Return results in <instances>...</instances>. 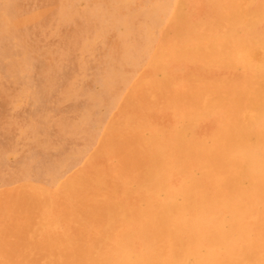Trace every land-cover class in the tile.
<instances>
[{"label": "rangeland", "instance_id": "obj_1", "mask_svg": "<svg viewBox=\"0 0 264 264\" xmlns=\"http://www.w3.org/2000/svg\"><path fill=\"white\" fill-rule=\"evenodd\" d=\"M263 10L264 0H0V264L259 256L264 206L246 218L249 237L210 242L213 220L234 211L216 203L223 174L206 156L231 125V104L213 98L255 75L236 41L264 40Z\"/></svg>", "mask_w": 264, "mask_h": 264}, {"label": "bare ground", "instance_id": "obj_2", "mask_svg": "<svg viewBox=\"0 0 264 264\" xmlns=\"http://www.w3.org/2000/svg\"><path fill=\"white\" fill-rule=\"evenodd\" d=\"M233 14L242 17L243 11L236 9ZM257 15L264 18V10ZM236 42L239 44L237 53L253 65L255 75L238 93L213 98L214 106L224 102L231 104L228 118V125L230 122L231 125L218 142V149L206 156V161L218 167L221 171L217 172L223 174L221 190L214 194L216 203L236 213L232 212L227 218L213 220L211 223L212 230L208 237L214 246L221 248H228L225 244L230 241L231 236L249 237L252 230L246 225V218L264 206L262 204L258 207L246 200L247 197L255 196L264 200V40L253 47L248 46L246 41ZM239 197L246 202L237 203ZM182 205L185 206L184 203ZM261 213L264 225V211ZM258 253L259 256L251 252L245 255L242 252L234 253L229 256L228 262L264 264V246L259 248Z\"/></svg>", "mask_w": 264, "mask_h": 264}]
</instances>
